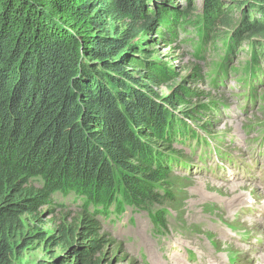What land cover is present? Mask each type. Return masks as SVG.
Wrapping results in <instances>:
<instances>
[{
  "label": "trees",
  "instance_id": "16d2710c",
  "mask_svg": "<svg viewBox=\"0 0 264 264\" xmlns=\"http://www.w3.org/2000/svg\"><path fill=\"white\" fill-rule=\"evenodd\" d=\"M224 2L206 0V20L188 23L187 12L159 4L153 17L147 15L148 0H0V264H20L32 239L43 238L27 218L38 220L54 189L82 193L88 204L113 205L119 213L118 202L143 210L157 232H164L162 210L176 197L169 169L181 155L162 149H172L179 131L198 141L191 126L199 116L215 114L217 104L196 105L180 115L167 110L147 86L156 88L163 73L140 59L144 49L132 41L162 24L172 42L179 38L175 32L190 26L181 41L198 57L207 40L213 53L242 40V30H249L244 40L264 42V18L251 28L243 22L231 36L215 34L219 21L212 18ZM239 3L264 14V0ZM119 21L126 22L121 33L110 25ZM219 23L228 28L229 21ZM129 53L139 64L127 59ZM179 91L183 88L163 102L180 99ZM56 232L46 243L67 249L73 264L101 263L99 224L85 210L76 226L59 222Z\"/></svg>",
  "mask_w": 264,
  "mask_h": 264
},
{
  "label": "rangeland",
  "instance_id": "374dc122",
  "mask_svg": "<svg viewBox=\"0 0 264 264\" xmlns=\"http://www.w3.org/2000/svg\"><path fill=\"white\" fill-rule=\"evenodd\" d=\"M148 1L146 14L152 17L155 6L159 4L163 8L187 12L188 23L201 21L202 18L206 20V0ZM248 9L239 0L224 2L212 20L213 23L229 21L228 28L218 22L213 32L219 36L228 32L227 36H231L233 32L242 30L243 22L251 28L263 21L264 14H253ZM248 19H251V24ZM125 23L119 21L110 25L121 33ZM190 29V26H185L177 31L175 36L179 40L172 42L166 28L159 24L157 31L137 36L132 44L143 47L144 50H139L140 59L150 60L163 73L156 88L151 84L147 86L167 110L180 115V112L196 105L217 104L215 114L199 116L197 123H193L195 132L201 135L200 141H206L207 145L201 143L195 146L192 142L190 148L183 145L176 149L184 157L182 161L186 167L183 170L179 166L173 168L178 171L172 175L169 185L172 186L170 191L176 194L175 201L166 205V210L161 209L168 213L165 233L156 232L144 211L126 209L119 219H106L95 214L102 239L100 264H168L169 258L176 256V246L182 247V256L177 260L187 264H194L203 255L210 256L213 264H220L221 260L225 264H264V259L261 262L257 259L264 255V241L261 239L264 236V206L261 207L264 203V97L260 98L264 94V79L260 78L254 87L256 102L253 104L251 97L250 103H246L242 89L236 84L239 73L232 72L246 67L245 55L251 47L244 38L249 30L240 32L242 40L233 39V51L226 63V50L211 53L210 40L206 41L201 57L196 56L194 48L181 41ZM192 35L188 34V37L195 39ZM193 41L198 42L196 39ZM255 45L264 50V42ZM217 46L219 49L221 43L217 42ZM134 54L129 53L127 59L139 64ZM177 87L183 88L179 91L181 98L177 97L170 104L164 103L163 100L171 96ZM186 92L188 95H184ZM216 150L219 153L215 154ZM221 153L226 157L222 158ZM201 181L206 182L204 188L200 187ZM34 184L41 187L39 183ZM236 184L241 187L233 190L231 186ZM217 185L223 187L217 188ZM240 195L243 198L237 201ZM255 199L260 205H249ZM57 202L40 208L38 220L27 218L29 228L38 229L43 235L41 239L45 240L33 238L27 249L22 251L20 264H73L71 256L66 255L67 249L46 243V239L57 235L59 222L65 226L69 223L76 226L82 212L73 204ZM247 220L251 222V227L247 237H242L241 232L250 224ZM216 226L227 234L230 233L228 228H231L239 239L230 241L220 237ZM252 235L260 242L255 243ZM19 242H23V236ZM245 250L251 255L245 254ZM185 252L192 258H187ZM62 256L65 257L59 262ZM246 258L252 261L246 263Z\"/></svg>",
  "mask_w": 264,
  "mask_h": 264
},
{
  "label": "bare ground",
  "instance_id": "6f19581e",
  "mask_svg": "<svg viewBox=\"0 0 264 264\" xmlns=\"http://www.w3.org/2000/svg\"><path fill=\"white\" fill-rule=\"evenodd\" d=\"M170 20H172V19H170ZM177 23H178V25H182V22H181L180 19H178ZM177 40H179V38ZM255 41H257V39ZM248 46H250L251 49H250V51H247L246 55H245V57L247 59H246V62L244 63V66H246V67L245 68H241V69H236V70H234L232 72H233V74L239 73V77L237 78L236 83H237L238 87H240L242 89V92L244 94L245 102L246 103H250V99L252 97V102L254 104L256 102V99H257L255 97V94H254V92H255L254 91V87L256 86V82L260 81L259 80L260 78L264 79V50H263V48L259 49L255 44H253V42L252 43L248 42ZM209 49H210V47H209ZM223 50H226L227 58L225 59V62L228 63L229 56L231 55V53L233 51V40L229 42V47H227V48L223 47ZM210 52L212 53L211 49H210ZM225 62L222 63L223 64L222 66H224ZM225 70H226V68H225ZM218 79H220V78H218ZM240 79H242L243 81H240ZM217 82H219V81H216V83ZM261 97H264V94H262L260 96V98ZM191 127H193V126H191ZM200 136L201 135L197 134L198 141L197 140H189V135H187L185 133V130L184 131H179L178 134L174 137L175 141L170 143V146L172 147V149L167 148V149H162V150L166 152V155L172 154L174 156L176 149L179 148V146H180V144L178 142L179 138H181L184 141V144H182V146L184 145V146H186L188 148H190L192 142L195 144V146H198L201 143L204 144V146H206L207 145L206 141H204V142L200 141ZM214 152H215V154L219 153V151H217V150L214 151ZM220 156L222 158H225L226 154L221 153ZM183 159H184V157L181 156L179 158V163L174 165L173 168L176 167V166H179L183 170V167H186L183 164V161H182ZM173 168L169 169V173L171 174V177H172L173 174H175L178 171V170L173 169ZM205 183L206 182L201 181V183H199V184H202V185L201 186L199 185V186L201 188H204L206 185H203V184H205ZM39 185H41V184L39 183ZM216 187L217 188H222L223 186L217 185ZM231 187H233V190H237V189H239V187H241V185L236 184V185L231 186ZM253 191L255 192V189H253ZM240 198H243V196L240 195L237 198V201ZM50 199H51V204L50 205L55 203L56 200L59 201L57 203H60L61 201H65L66 204H73V205L77 206V208H80L81 212H83V210H85L87 212V215L91 216L96 222L98 220V216L95 215L96 210L97 211L100 210L102 214L101 215L99 214V215L102 216V218H106V219H108V218L119 219V218H121V216L124 215L126 209H131L134 212H138V211L142 212L143 211V210H136V209H133L131 207H126L125 203H122V204L120 203L119 204V202H118V204H116V206H118V210H123L122 213H119L116 208H113L115 206L112 205L110 207V203H108V204L102 203L105 207H110V208H108V209L101 208L100 206H96V205H93V204H88L86 196H84L82 193L78 194L77 192L72 191L71 189H63V190L62 189H54L50 193ZM257 203H258V205H260L259 200L255 199L252 202H250L249 205L257 204ZM50 205H48V206H50ZM58 206L62 207V205H58ZM262 206H264V203H262L261 207ZM262 208L264 210V207H262ZM156 210H157V208L151 209V211H152L151 214H155ZM97 214H98V212H97ZM167 214L168 213L164 212V216H166ZM149 221H150V219H149ZM150 223H151V221H150ZM247 223H250V224L247 226V228L244 230L243 233L241 232L242 237H247V234H248L249 229L251 227V222H249L247 220ZM242 225H245V224L243 223ZM152 226L154 227V229L157 232V229L155 228L157 226L154 225V224ZM166 230H167V222H166V227H165L164 232H161V233H165ZM228 230H230V233L227 234V232L222 231L221 229L217 228V226H216V231H217V233H218V235L220 237H225V239H228L230 241H236V240L239 239V237L236 236V234L232 231L231 228H228ZM252 237L254 238L253 241H255V243L260 242V240L256 236L252 235ZM261 239L264 241V236H262ZM181 249H182V247H177V246H176V248H174V253L176 254V256L170 257L169 258L170 262L168 264H187L185 261L177 260V258L182 256ZM257 251H259V250H256L255 252H257ZM244 253L247 254V255H251L250 251H246L245 250ZM185 254L187 256V252H185ZM152 258L155 260L156 263H158L153 255H152ZM187 258H192V257H188L187 256ZM257 259L260 260V262H261L264 259V255H263V257H259ZM245 261H246V263H250L252 261V259L246 258ZM206 262H212V263H206ZM194 264H213V260L211 259L210 256L203 255L196 262H194ZM220 264H225V263L221 260ZM229 264H234V263H229Z\"/></svg>",
  "mask_w": 264,
  "mask_h": 264
}]
</instances>
